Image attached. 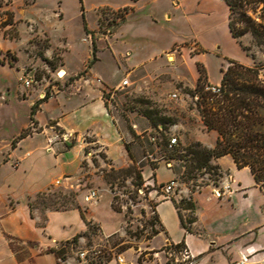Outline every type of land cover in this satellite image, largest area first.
I'll return each instance as SVG.
<instances>
[{"label": "rangeland", "instance_id": "374dc122", "mask_svg": "<svg viewBox=\"0 0 264 264\" xmlns=\"http://www.w3.org/2000/svg\"><path fill=\"white\" fill-rule=\"evenodd\" d=\"M133 1L0 0V62L12 64L19 70L20 75L24 73L33 79L30 86H26L20 80V113L15 105L14 107L0 105V139H7L27 121V126L20 132L31 134L28 136L35 135L36 137L32 139L34 142L39 138L44 139L45 151L52 148L60 138L63 139L65 133L57 128L54 120L49 121L48 129L36 135L39 126L35 118L32 115L30 117V111L32 114L33 107L39 108L38 91H44L43 97L45 95L44 99H47L48 96L56 97L70 88L97 85L95 78L100 77L91 74L88 67L90 61L88 52L92 51L94 41L96 58L99 55L101 57L97 69L105 79L107 81H120L123 77L129 79V84L125 86L119 84V81L108 85L103 96L109 113L125 131L133 134L131 136L134 138L133 141L124 140L132 155L127 156L119 149H114L113 152L121 160L116 165L93 134L83 133L80 136L82 146L75 157L76 164L73 170L57 176L47 190L29 195L32 215H44L48 210L73 207L83 212L87 229L78 234H86L79 237L78 244L72 246L67 258L75 263L84 260L80 253L85 252L88 259L84 261L89 263H107L105 261L109 257H112L111 260H118V256L124 261L118 260L120 264H130L129 261L142 263L145 260L153 261L162 254L169 263L192 264L191 256L186 258L183 253L181 254L187 247L179 252L166 251L164 246L160 247L152 241L156 235L153 234L154 231L162 230L157 221L156 205L158 200L164 199L161 185L167 181L160 185L150 184L149 180L153 178V175L148 176L150 167L153 168L159 161H165L175 171L177 187L165 198L172 199L178 205L185 220L194 218L195 211L186 208L187 203H194V193L206 188L216 197L215 189L230 173L221 167L219 169L221 176L215 174L213 169H191L192 163L188 159L190 157L188 148L191 143L200 141L193 133L205 131L201 126L196 100L190 94L193 87L190 86L191 74L187 69V62L198 51V48L191 47L192 40L177 43L172 50L164 54L163 58L152 60L136 76L124 75L115 70L111 57L113 41L111 38L127 19L130 8L126 5H131ZM156 4L157 8L153 10L158 14L156 24L150 23L145 11L139 6L117 35L118 51L120 53L132 51L133 62H139L167 47L172 40L185 38L189 34L183 22L166 21L164 13L171 11L175 6L172 0H156ZM262 7V3L256 5L251 3L248 14L256 21H262L264 17ZM82 8L90 34H86L83 29ZM242 40L251 47L254 54L260 49L254 40L249 43L245 36ZM70 43L83 54L81 63L79 60L75 61L74 66L81 64L77 73L67 70L74 64L72 56L75 52ZM169 54L174 55V59L168 58ZM207 63L210 76L216 80L219 77V59L212 56ZM222 65L226 67L228 61L223 59ZM62 70L68 73L61 76ZM23 85L26 88L35 87V90L27 93ZM172 93H178V98H172ZM29 94L35 95L33 103L32 100H27L30 98ZM0 98L6 99L4 95H0ZM162 117H169L170 121L163 120ZM150 135L157 137L151 140ZM172 136H176L178 142L170 147L168 142ZM76 139L77 137L71 134L69 142L56 152L66 150V145L71 144V141L73 144ZM134 141L142 145L140 152L136 149ZM200 142L206 145L203 141ZM10 152V150L8 153L5 152L1 163L7 164L13 170L21 168L25 158L32 155L31 150H28L25 156H13ZM48 168L46 177L51 178L53 169L49 164ZM35 172L27 173L26 181H21L20 191L31 186L33 176H38ZM57 179H62L63 182L56 184ZM88 188L98 190L96 200L91 202L84 200ZM91 207L96 208L94 213L103 219L106 230H103L99 220L94 218L89 220L86 217ZM60 245L61 243L58 244ZM127 251L128 259L124 257Z\"/></svg>", "mask_w": 264, "mask_h": 264}, {"label": "crops", "instance_id": "0c3cea01", "mask_svg": "<svg viewBox=\"0 0 264 264\" xmlns=\"http://www.w3.org/2000/svg\"><path fill=\"white\" fill-rule=\"evenodd\" d=\"M172 1L175 6L171 11H166L164 17L167 22L173 20L183 22L189 30L188 36L172 40L167 47L153 55L139 62H133L134 53L132 51L127 50L125 53L118 51L117 35L123 30L129 17L139 6L145 11V16L148 17L150 23L156 24L158 15L153 11L157 8L156 0H134L131 5H126L130 8L127 19L117 28L111 38L113 40L111 57L116 71L122 72L124 75L136 76L149 62L163 58L164 54L172 50L177 43L191 40L193 41L191 47L198 48L191 60L187 62V69L191 74L190 86L193 89L197 86L201 75L200 68L205 69L208 83L218 85L223 74L221 68H226L222 65L223 59L236 60L247 66L264 60V53L261 49L257 50L255 58H253L233 36L229 26L230 6L226 1ZM83 11L84 8H82ZM83 29L86 34H90L86 32L84 25ZM245 37L248 38L249 43L252 41L250 34H246ZM70 44L75 52V55H71L74 64L67 70L77 73L81 64L74 66L75 61L79 60L81 63L83 54L78 52L72 43ZM175 52L179 51L175 50ZM212 56H216L220 62L219 77L216 80L210 76L207 63ZM100 60V55L96 58V44L92 42V51L88 52V67L91 74L100 77L101 82L95 78L97 85L84 86L79 89L70 88L56 97L48 96L47 99L43 97L44 91L37 92V98L40 100L39 108L34 114H31L30 111V117L32 115L39 126V130L35 134L39 135L48 129L50 120H54L57 128L65 133L63 139L60 138L52 148L45 151V140L39 138L34 142L32 139L36 137L35 135L25 134L21 137L20 131L27 126L28 121L22 123L7 139H0V264H120L116 259L107 263H89L84 260L75 263L71 259L66 261L59 259L49 249L57 247L58 244L72 239L76 234L87 229L83 212L79 208L73 207L48 210L44 214L45 217L42 214L32 215L28 201L29 195L47 190L57 176L73 170L74 164H76L75 157L82 146L80 136L83 133L93 134L96 140L105 147L107 154L111 156L116 165L121 160L113 152L114 149L117 148L128 156L129 151L124 140L133 141L134 138L131 137L133 134L125 131L117 119L109 113L103 96L104 89L119 80L107 81L105 79L97 69ZM65 72V74L68 73L66 70ZM20 76V72L15 66L0 62V95L6 97L5 100L0 98V105H13V107L15 105L19 113ZM261 77L264 79V68L261 71ZM123 79L125 77L118 83L121 84ZM23 86L27 93L30 90H35V87L26 88L25 85ZM34 96L31 94L27 100H32L33 103ZM32 103L30 104L31 108L33 107ZM201 126L202 129L205 128V131L201 130L199 134L193 133V136L197 140L203 141L208 147H214L219 135L217 130H207L202 120ZM53 132L55 131L53 130ZM71 134L77 137L76 141L73 144L72 141L71 144H67L66 150L56 152L62 148V145L69 142ZM149 137L151 139V135ZM134 145L140 152L142 145L138 141H134ZM9 150L13 156H25L28 150L32 151V155L25 158L21 168L13 170L7 164L1 163L5 152L8 153ZM212 163L220 165L224 171H229L233 175L236 181L233 194L230 197L217 198L206 188L195 192L193 195L195 219L191 230H187L183 226L178 209L172 199H166L163 195L164 199L158 200L156 205V213L162 230L154 236L152 241L160 247L184 241L187 251L193 259L192 264H237L243 255L250 256L249 262H258L264 258V191L256 183L250 167L239 168L231 155L215 158ZM48 164L53 169L51 178L50 176L46 177V172L49 169ZM168 165L165 161H159L153 168L150 167L148 176L153 175V178L149 180L150 184L160 185L163 181L175 178V171ZM28 170L29 172L36 171L38 176H33L28 189L22 188L23 191H20L21 181H26L25 176L29 173ZM94 209L96 208H89L86 217L89 220L91 218L99 220L103 230H106L103 219L99 214L94 213ZM42 221L43 223H41ZM128 252H125V258H127ZM129 263L173 264L167 262L166 257L162 254L153 261L145 260L142 263L129 261Z\"/></svg>", "mask_w": 264, "mask_h": 264}, {"label": "trees", "instance_id": "16d2710c", "mask_svg": "<svg viewBox=\"0 0 264 264\" xmlns=\"http://www.w3.org/2000/svg\"><path fill=\"white\" fill-rule=\"evenodd\" d=\"M226 2L230 6L229 26L233 36L242 48L255 58L251 47L242 40L243 36L250 34L256 46L264 53V17L262 21L258 22L248 14L251 3H254V5L262 3L264 13V0H226ZM82 17L84 28L87 33H90L84 11ZM226 60L228 65L226 68H221L223 74L220 82V93H213L204 89L205 84L208 83L204 68H200L201 75L197 86L190 91L192 97L199 96L196 104L204 126L209 131L217 130L219 135L212 148L200 141L191 143L188 148L190 154L188 159L192 163L191 169H213L215 174L221 176L220 165L212 163V160L229 154L239 168L250 167L256 183L264 191V79L261 77L264 60L256 62L252 66H247L232 59ZM36 110V107H33L32 114ZM162 119L170 121L169 117H162ZM24 135L22 134L21 137ZM151 136L157 137L155 135ZM126 146L131 156V151L128 145ZM187 204L188 207L186 208L194 211V203L189 202ZM175 205L183 226L187 230H191L194 218L185 220L178 205L176 203ZM157 233L159 231L155 230L153 234ZM82 234H76L72 239L63 241L60 246L51 247L49 251L55 253L59 259L67 260L69 251L72 246L78 244L79 237ZM184 247H186L185 242L182 241L165 246V250L179 252ZM111 259L112 257H109L105 262H109Z\"/></svg>", "mask_w": 264, "mask_h": 264}, {"label": "built area", "instance_id": "2783aa9c", "mask_svg": "<svg viewBox=\"0 0 264 264\" xmlns=\"http://www.w3.org/2000/svg\"><path fill=\"white\" fill-rule=\"evenodd\" d=\"M221 1H226V0H221ZM20 80H22L26 86H30L33 81V79L29 75L26 76L24 75V73H22V75L20 76ZM97 81L101 82V79L97 78ZM127 84H129V79L128 78L123 79L121 85L125 86ZM204 89L206 91H211L213 93H220L221 85L207 83L205 84ZM178 96H179L178 93L171 94L172 98H178ZM194 98L195 100H198L199 96L196 95L194 96ZM151 140H155V137L151 136ZM177 142H178V138L176 136H172L169 141V146L172 147L173 145H176ZM62 182H63L62 179L56 180V184H61ZM235 182L236 181L233 175L227 174L224 180L221 182L220 186L215 189L214 195L217 198H221L223 196H231L235 190ZM177 183H178L177 179L172 178L161 185L164 197H168L170 193L174 192L175 188L177 187ZM97 198H98V190L95 188H88L84 194V200L87 202H91L93 200H96ZM182 253H183V256H185L186 258H190L189 252L187 251L186 248H184V251L181 252V254ZM80 257L84 260L88 259L87 254L85 252H81ZM249 259H250L249 255H243L242 258L237 262V264H264V258L258 262H249ZM118 260L120 262H124L121 256H118Z\"/></svg>", "mask_w": 264, "mask_h": 264}, {"label": "bare ground", "instance_id": "6f19581e", "mask_svg": "<svg viewBox=\"0 0 264 264\" xmlns=\"http://www.w3.org/2000/svg\"><path fill=\"white\" fill-rule=\"evenodd\" d=\"M169 58L172 60V59H174V56L173 55H169ZM65 70H62L61 72H60V75L61 76H63V75H65Z\"/></svg>", "mask_w": 264, "mask_h": 264}]
</instances>
